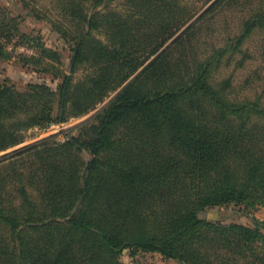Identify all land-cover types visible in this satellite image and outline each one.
Instances as JSON below:
<instances>
[{
  "label": "trees",
  "instance_id": "trees-1",
  "mask_svg": "<svg viewBox=\"0 0 264 264\" xmlns=\"http://www.w3.org/2000/svg\"><path fill=\"white\" fill-rule=\"evenodd\" d=\"M18 1L71 46L67 60L47 47L32 57L55 58L47 63L61 77L56 89L21 90L0 76V151L25 129L108 100L63 140L44 136L0 156V264H124L122 254L138 252L179 264H264V216L255 215L264 209V0H124L123 9ZM19 17L0 4V56L14 35H28ZM216 20L219 42L207 34ZM102 32L106 39L94 35ZM253 34H262L261 62L237 84ZM220 207L231 210L202 215Z\"/></svg>",
  "mask_w": 264,
  "mask_h": 264
},
{
  "label": "rangeland",
  "instance_id": "rangeland-1",
  "mask_svg": "<svg viewBox=\"0 0 264 264\" xmlns=\"http://www.w3.org/2000/svg\"><path fill=\"white\" fill-rule=\"evenodd\" d=\"M17 1V4L14 2ZM124 0H110V2L105 7L106 9H123L124 8ZM37 6H50L49 0H34ZM0 4L6 5L9 7L13 13H20L21 17L18 19V27L20 31L27 33V37H21L19 34L14 35V37L6 43V54L0 56V76L1 78L6 79L7 82L13 83L18 89L25 90L26 84L30 82H44L50 85L52 88L56 89L58 86V82L60 81V76L53 75L54 68L50 66L47 61L55 62V58L52 56L44 55L41 62H35L33 59V55L36 57L41 55V50L43 47L58 49L65 55V60H67V56L70 53V41L65 40L61 34L57 30L52 27V23L49 18L44 17L41 14L40 17H36L35 15L26 14L27 8L23 6V4L18 0H0ZM206 7V6H204ZM204 10V8L202 9ZM234 24V21L231 22ZM230 26V24H229ZM213 31H209V38L211 40L221 41L223 36H225V29H223L221 22L218 20L215 21V25ZM184 29V27L180 30V32ZM178 32L177 34H179ZM175 34V36H177ZM98 36L100 39H106L107 34L103 32L100 34H94ZM174 36V37H175ZM262 34H253L250 36L245 45L252 52V57L246 60L244 65L239 66L235 70V78L234 82L237 84L241 83V80L247 70V68L257 66L261 61L260 58L257 57L258 48L260 44V39ZM173 38H171L172 40ZM170 40V41H171ZM168 41L166 44H168ZM154 56L151 57V59ZM150 61L148 59L145 61L138 70L133 73L124 83L132 81L136 75L143 69V67ZM67 62V61H66ZM83 63L80 65L75 71V80H80L84 77V74L87 72V68L84 67ZM234 63L229 64L227 67L222 68V72L220 74H224L230 72ZM65 65V64H64ZM62 65V67H66ZM46 66L47 69H43L42 67ZM261 87H258V90ZM113 93V92H112ZM57 96H55L56 98ZM54 98V103L56 99ZM108 100V97L105 98L104 101L99 102L93 109H91L88 113L83 114L78 117H69L66 121L63 122H55L50 124L47 127H31L29 129H25L22 132L23 140L10 148H7L3 151H0V156L4 153H10L14 149H18L26 144L34 142L35 140L44 137L50 136L53 141H61L67 135L75 133L78 130L76 125L85 118H92L94 113L104 105V103ZM226 210L224 208H212L203 212L202 215L205 217H217L220 216L221 211L229 212L231 208ZM235 217L244 222L250 223L247 217L238 216ZM255 215L262 218L264 216V209L259 208L255 211ZM226 220H229L227 218ZM121 260L124 264H179L176 260L171 258H166L162 256L158 252H138L134 255H129L127 253L121 255Z\"/></svg>",
  "mask_w": 264,
  "mask_h": 264
},
{
  "label": "water",
  "instance_id": "water-1",
  "mask_svg": "<svg viewBox=\"0 0 264 264\" xmlns=\"http://www.w3.org/2000/svg\"><path fill=\"white\" fill-rule=\"evenodd\" d=\"M183 264V263H182Z\"/></svg>",
  "mask_w": 264,
  "mask_h": 264
}]
</instances>
